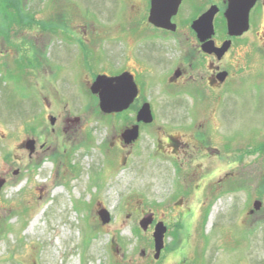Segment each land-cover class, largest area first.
Wrapping results in <instances>:
<instances>
[{
	"label": "rangeland",
	"instance_id": "rangeland-1",
	"mask_svg": "<svg viewBox=\"0 0 264 264\" xmlns=\"http://www.w3.org/2000/svg\"><path fill=\"white\" fill-rule=\"evenodd\" d=\"M123 1L141 0H0V264H264V214L246 213L251 195L264 205L253 190L264 180L262 92L248 86L203 130L187 116L199 149L183 131L171 135L184 148L141 129L125 165L117 119L84 111L82 82L61 81L70 64L90 79L116 57L130 30ZM157 109L163 127L165 102ZM151 214L167 227L157 260L154 228H140Z\"/></svg>",
	"mask_w": 264,
	"mask_h": 264
},
{
	"label": "flooded vegetation",
	"instance_id": "flooded-vegetation-1",
	"mask_svg": "<svg viewBox=\"0 0 264 264\" xmlns=\"http://www.w3.org/2000/svg\"><path fill=\"white\" fill-rule=\"evenodd\" d=\"M125 2L122 8L130 30L124 33L125 41L116 57L108 63L103 62L90 79L77 80L74 76L80 70L72 64L62 68L64 74L60 72L62 82L69 83L70 78L75 83L82 82L83 99L92 101L91 105L88 102L83 107L84 111L93 114L97 111L98 115L115 117L120 123L117 137L125 165L127 149L136 145L141 129L146 133L152 127L156 133L163 130L167 134L166 140L184 148L186 143L171 135L177 130L183 131L193 138V147L199 149V146L204 147L203 142L193 131L183 128L187 116L199 115L198 129L203 130L214 122L213 117L218 112L231 110L234 100L249 97L252 93L248 90L264 94V0ZM229 22L233 26L231 31ZM78 39L86 43L80 36ZM86 55L85 52V61ZM61 57L69 58L67 55ZM63 62L59 60V63ZM99 76L124 81L128 89L136 86L137 95L128 109L113 114L101 112L99 95L91 91ZM73 93L81 97L74 90ZM162 102H165L170 118L165 122L167 125L154 126L160 120L157 107ZM145 104L150 105L153 120L138 124V113ZM136 125L139 126L138 137L128 143L124 134ZM203 138L206 139V135ZM254 188L258 192L256 198L264 197V180H259ZM258 202L261 207L255 210L254 205ZM246 213L248 219L261 218L263 202L253 201L251 195ZM149 216L152 222L147 229L152 230L156 224L153 215Z\"/></svg>",
	"mask_w": 264,
	"mask_h": 264
},
{
	"label": "water",
	"instance_id": "water-1",
	"mask_svg": "<svg viewBox=\"0 0 264 264\" xmlns=\"http://www.w3.org/2000/svg\"><path fill=\"white\" fill-rule=\"evenodd\" d=\"M153 1H181V0H153ZM228 28L231 31L233 26L229 22ZM123 82V83H122ZM121 83V84H120ZM91 91L99 95V107L104 114H113L124 111L129 108L133 103L135 96L137 95V88L135 85L131 89H128L127 84L124 81H120L117 78H107L104 76H99L96 81L91 86ZM51 125L55 124V118L50 117ZM153 120L152 113L149 104H145L139 111L137 122L138 124L151 123ZM139 134V126H134L131 130L126 131L124 136L126 141L132 142L137 139ZM26 148L30 150L31 153L34 151V141L29 140L26 143ZM4 185V180H0V191ZM261 203H255L254 209L259 210ZM102 224H108L111 220L110 214L106 209H101L98 212ZM152 222V217L148 216L143 219L140 223V227L143 230H147L148 225ZM166 226L160 222L156 224L153 238L155 247V259H158L162 249L164 248V237L166 234Z\"/></svg>",
	"mask_w": 264,
	"mask_h": 264
},
{
	"label": "trees",
	"instance_id": "trees-1",
	"mask_svg": "<svg viewBox=\"0 0 264 264\" xmlns=\"http://www.w3.org/2000/svg\"><path fill=\"white\" fill-rule=\"evenodd\" d=\"M16 15L18 16V20H20V22H22L23 24H27L29 23L31 20V18H27V15H25L23 12H21V10L19 9V12L16 13Z\"/></svg>",
	"mask_w": 264,
	"mask_h": 264
}]
</instances>
